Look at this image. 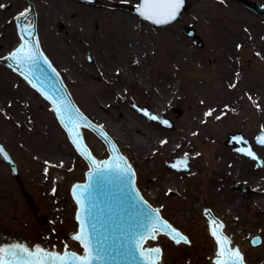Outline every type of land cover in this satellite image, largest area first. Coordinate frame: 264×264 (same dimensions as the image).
Returning <instances> with one entry per match:
<instances>
[{"label": "rangeland", "instance_id": "374dc122", "mask_svg": "<svg viewBox=\"0 0 264 264\" xmlns=\"http://www.w3.org/2000/svg\"><path fill=\"white\" fill-rule=\"evenodd\" d=\"M139 1L34 0L40 41L81 109L133 162L139 187L190 238L188 244H175L160 234L149 244L162 246L165 264H213L216 243L200 212L202 203L239 240L255 233L264 237V169L225 143L230 132L241 131L253 141L264 130V19L237 0H187L175 22L156 27L133 11ZM255 1L264 5V0ZM28 6V0H0L1 57L19 41L15 17ZM116 10L134 18L137 28L124 31L110 25ZM185 26L196 29L202 46L184 33ZM134 35L144 43L142 60L130 55ZM230 73L236 74L232 89L224 85ZM199 82L202 94L197 92ZM253 91L255 98L249 97ZM133 101L156 112L160 108L158 113L174 120L175 127L149 120L131 106ZM175 107L182 109L180 115ZM130 122L156 136V142L140 147L135 131L125 132ZM84 135L97 154L107 155L94 132L85 129ZM0 138L39 205V215L47 217L45 222L36 218L17 178L0 158V236L81 250L71 238L78 223L70 186L84 179L87 162L50 103L1 63ZM254 147L264 160V146ZM185 154L191 157L189 171L165 164ZM218 157L233 162L235 172H226ZM236 181L254 192L249 197L239 193L233 187ZM243 250L247 263L264 264V240Z\"/></svg>", "mask_w": 264, "mask_h": 264}, {"label": "water", "instance_id": "95a60500", "mask_svg": "<svg viewBox=\"0 0 264 264\" xmlns=\"http://www.w3.org/2000/svg\"><path fill=\"white\" fill-rule=\"evenodd\" d=\"M29 1V8L22 13H27L21 16L18 14L15 18L17 32L19 35V42L14 46L10 53L4 57H0V63H4L11 67L14 71L19 73L33 88H35L44 98H46L52 105L54 114L61 124V126L67 131L68 138L78 151V153L86 160L88 167L85 170V179L82 181L75 180L71 184L70 192L71 196L76 202L75 219L78 222L77 230L71 234L72 238L78 234L81 228V220L90 234L93 245L100 249L99 255L102 259L94 261L93 264H152V260H156V264H165L162 260L163 248L161 245L148 244L149 241L156 240L160 234L167 235L176 244L189 243V236L182 231L181 228L176 227L169 219H167L158 207L152 205L141 193L137 186V174L133 166V162L121 151L118 143L114 137L100 124L91 119L76 103L67 83L65 82L63 75L59 69L54 65L55 63L47 55L41 46L38 29H37V10L33 0ZM88 4H93L96 0H83ZM243 7L252 11L253 13L261 16L264 19V5L255 0H237ZM143 3L140 0L139 4L133 6V11L142 17L137 8ZM11 4H8L9 7ZM187 6L186 0H184L183 7L180 9L176 19L167 24H157L151 20H148L154 26H164L175 22L185 10ZM19 17V18H18ZM145 19L144 17H142ZM29 33H31L29 35ZM184 33L193 38L196 44L203 45V39L197 33L196 29L192 26H185ZM25 40L33 47L38 55V59L35 63L23 65L17 64L11 58V54L14 53ZM88 59L91 60V56L88 55ZM35 85V86H34ZM131 105L139 112L143 113L147 118L159 123L167 128H174L175 122L168 116L160 114L147 106H142L136 102H132ZM174 111L178 115L182 113V109L175 107ZM147 113V115L145 114ZM155 116L156 119L151 117ZM166 122V123H165ZM74 124H78V128H74ZM83 128L92 130L97 134L106 144L108 150V156L105 158H99L93 148L88 145L84 137ZM264 136V130L258 131L255 137V143L258 145H264L258 143V138ZM225 143L232 145L233 149L240 154L246 156L249 160L254 161L258 167L264 168V160L254 149L250 138L244 136L241 131L228 133V139ZM79 144V147L77 146ZM91 147V148H90ZM0 156L6 160L11 166L14 176L19 181L23 194L34 209L36 217L45 222L46 216L42 214L38 215L39 205L35 202L33 195L25 189L23 180L20 177V172L16 161L11 156L8 149L3 144L0 138ZM93 150V151H92ZM247 150H251L254 156L247 155ZM97 155H95L94 153ZM187 160V166H182V162ZM93 160L99 165V169L93 165ZM132 163H131V162ZM189 154L183 156H175L172 160H166L165 164L177 171H188L191 169ZM107 162L111 165L110 168H105L104 164ZM126 165L129 166L128 172H121L115 166ZM173 165H178L173 167ZM79 186V187H77ZM234 188L244 193L246 197H249L252 188L247 186H240L239 182L233 183ZM76 190L77 194L82 193V199L84 200V210H81L80 204H78L73 192ZM201 213L208 219V230L211 236L213 220L223 225V236L228 240V246L232 250H238L243 258V264H247L244 259V252L241 246L248 242L251 246L257 247L262 243L263 237L257 233L252 236L244 237L240 242L233 233L229 235L225 232V223L221 220L213 210L204 203L200 206ZM78 214L80 220L77 219ZM170 227H165L164 225ZM157 229L155 238L152 239V228ZM175 230V231H173ZM180 233L185 240L177 243L173 236L175 233ZM143 236L144 239L137 246L136 241ZM216 241V251L213 257V264H217V260L225 259L226 257L219 256L220 247ZM77 241V240H76ZM82 246L81 242L78 241ZM15 245H23L30 251H34L36 248H42L48 252H55L64 254L75 253L83 256L85 249L79 252L77 249L65 248L56 249L44 246L41 242H37L33 245L29 244L25 240L5 236H0V249H11ZM150 249H159V256L157 258L156 253L151 254V260L148 259V253ZM143 252L144 255L140 253ZM249 264V263H248Z\"/></svg>", "mask_w": 264, "mask_h": 264}, {"label": "snow or ice", "instance_id": "6c2138e0", "mask_svg": "<svg viewBox=\"0 0 264 264\" xmlns=\"http://www.w3.org/2000/svg\"><path fill=\"white\" fill-rule=\"evenodd\" d=\"M184 0H143V3L137 8L139 14L145 19L151 20L157 24H167L175 20L177 15L180 12V9L183 7ZM27 13H21V16L26 15ZM19 18V17H18ZM31 33H29L30 35ZM38 53L34 51L33 47L28 43L27 40L14 52L11 54V58L15 63L23 65L25 63L32 64L35 63L38 59ZM35 86V85H34ZM147 115V113H145ZM211 115V113H209ZM152 119L157 117L152 116ZM166 123V122H165ZM78 124H74V128H78ZM258 143L264 144V136L258 138ZM79 147V144H77ZM2 151V150H0ZM247 155L254 156L251 150H247ZM93 165L99 169V165L93 160ZM178 165H173L177 167ZM182 166H187V160L185 159L182 162ZM105 168H110L107 162L104 164ZM121 172H128L129 166H122L117 164L115 166ZM79 187V186H77ZM78 204H80L81 210H84V200L82 199V193L77 194L74 189L73 192ZM77 219L80 220V215L78 214ZM212 235L216 238L219 247L220 253L219 256L226 257L225 259L217 260V264H243V258L241 257L238 250L234 251L228 246V240L223 236L222 232L219 229L223 228L222 224H219L213 220ZM165 227H170L164 225ZM157 229L152 228L151 238H155V233ZM175 231V230H173ZM73 239L80 241L83 248L85 249V254L83 256L77 255L75 253L65 252L63 255L55 252H48L42 248H36L34 251H30L27 247L23 245H15L11 249H0V264H93L94 261L102 259V256L99 255L100 249L96 248L90 238V234L84 224V221L81 220V228L78 234L74 235ZM144 239L143 236L136 241L137 246ZM173 239L177 243H180L186 238L183 237L180 233L176 232L173 236ZM159 249H150L148 253V259L151 260V254L156 253L158 258ZM144 255L143 252L140 253ZM152 264H156V260H152Z\"/></svg>", "mask_w": 264, "mask_h": 264}, {"label": "bare ground", "instance_id": "6f19581e", "mask_svg": "<svg viewBox=\"0 0 264 264\" xmlns=\"http://www.w3.org/2000/svg\"><path fill=\"white\" fill-rule=\"evenodd\" d=\"M114 18L110 20L109 24L110 25H116L118 26L119 29L122 30H130V29H136L137 28V22L136 20H134V18H132L131 16H128L125 11H118L116 10L114 13ZM129 40V38H128ZM134 43L131 41L132 45H131V52L130 55L131 57L136 58L137 60H142V56L146 55V50L145 48L142 46V44L144 45V43H142V39L140 37H138L137 35H134ZM138 42V43H135ZM227 58H229V55L227 56ZM144 79V78H143ZM226 83L224 82V85L228 88V89H232V85L234 83V80L236 79V74L234 73H230L226 78ZM197 92L202 94V85L198 84L197 87ZM249 97L251 98H255L256 97V91L253 92H249ZM215 107L211 108L212 110H214ZM160 110V108H159ZM158 110V111H159ZM210 113V110H209ZM125 132H132L133 130L135 131V136L134 139L135 141H139L138 145H140V147H144L146 148L147 146L152 145L153 143L156 142L157 138L156 136H154L152 133H143L142 131H140L139 129H137V124L130 122L129 124H126L124 126ZM132 141V140H131ZM218 157V163L222 165V167L224 168V170L226 172L229 173H233L234 171V163L231 162L230 160L225 161L224 159H220ZM256 183H259L260 181L258 179L255 180ZM255 183V185H257ZM262 200H264V198H262ZM239 201L235 202L234 204H229V210L234 209L235 206H238ZM236 216V215H234Z\"/></svg>", "mask_w": 264, "mask_h": 264}, {"label": "flooded vegetation", "instance_id": "af4514ba", "mask_svg": "<svg viewBox=\"0 0 264 264\" xmlns=\"http://www.w3.org/2000/svg\"><path fill=\"white\" fill-rule=\"evenodd\" d=\"M2 161L8 165V163H7L6 161H4V160H2ZM8 166H9V165H8Z\"/></svg>", "mask_w": 264, "mask_h": 264}]
</instances>
